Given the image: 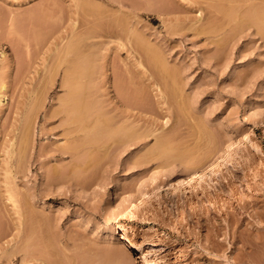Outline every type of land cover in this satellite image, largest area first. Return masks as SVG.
I'll return each mask as SVG.
<instances>
[{
  "label": "rangeland",
  "instance_id": "obj_1",
  "mask_svg": "<svg viewBox=\"0 0 264 264\" xmlns=\"http://www.w3.org/2000/svg\"><path fill=\"white\" fill-rule=\"evenodd\" d=\"M74 1L78 3L77 0ZM74 1L0 0V86L1 81H5L7 85L4 92L0 91L2 94H0V264H23L28 262V260L25 262L21 260L24 257L26 248V252L35 250L34 257L36 260L40 259V264L46 262H49L46 264H50V261L51 264H144V260L150 264H264V32L260 33L258 26L251 25L248 22L250 19L243 21V18L246 19L248 16L247 13L250 14V8L261 1L218 0L216 2L212 0V2L209 0L213 5L218 3L226 7L223 8L222 5L218 6L216 4L218 8H214L212 5L213 10H220V6L223 10L229 7L233 8H229L234 12L231 13L232 20L229 19L231 16L227 17V15L226 20V17L222 15V11H219V16H221L218 18L219 22L222 20L223 22H221L224 24L225 21L227 23L228 20H231L232 28L236 27L235 32L231 28L227 31L228 26L231 27V25L227 23L225 25L228 26L223 27V24H220L222 32H226L221 33L225 40V43L221 41L219 44H223L221 45L222 48L217 42L213 45L212 38L208 40L211 44L207 41L204 42V38L206 40V36L209 37L208 35L197 33L195 35L194 30L190 32L192 28L188 32L190 25H187L191 18L194 16L196 19L200 13H198V10H202L197 9L196 5H199V3L201 5L204 2L201 6L205 7L204 10L208 9L207 3H210L208 0V2L193 0L197 3H192L193 8L189 4L191 0H188V2L186 0L162 1H166L165 7L162 5L164 9L169 6L168 4H172V7L176 9L179 7L177 9L179 13H168V15L173 16L171 18L174 20L168 18L167 9L161 8L159 0H150V6L147 3L150 8L151 5L156 6L155 8L152 7L154 10L149 9V7L145 9L144 6H147L146 2H149V0H138V2L137 0H131L132 4L137 6L133 10H131V7L128 8L132 12L129 13L131 19L127 14L128 9L126 7L128 6L123 8V12L121 11L124 16L127 15L126 17L132 20L129 23L127 18L129 27L131 23L132 28L136 26V29L140 30V34L143 35V37L140 36L141 39L149 40L147 42H151L150 44L154 47L151 50L157 49L158 53L163 55L166 63L168 61V69L176 72L174 73V75L177 74L175 78H178L176 84L175 81L171 83L175 78L172 81H167H170V84L176 87L174 89L168 83V86L170 85L172 89L169 88L167 92L173 90L179 92L181 90L179 93L182 94V99H180V96L174 98L178 99L177 101L180 100L181 105L183 104L182 100H185V109H180V104H177L178 102L173 96L170 97V100H175L174 102L169 100L170 102L166 101L161 105L160 102H157L158 96L156 97L155 94L158 92V86H149L151 88H147L146 100L148 99L147 103L149 104L150 99V104L146 103V106L149 107L147 113H152L146 114L144 121H141L142 124H144L145 118H147L145 124H148V120L151 119L154 122L153 127L156 128V134L171 132L169 135L171 138L173 137L172 139L175 142H180L179 145L191 142L192 139H188L189 136L193 140H197L200 133L208 141L210 139L208 135L212 133L213 136L210 137L211 139L214 137L213 148L212 144H209L211 147L207 146L208 149L207 147L203 149L202 152L204 153L209 151H212L209 153H214L218 149L221 150L231 141L239 140L238 138L242 137L244 133L253 131L251 133L252 141L243 145L234 154L232 160L226 166H223L221 171L213 174V179H211V176H206L205 179L207 180H202L200 184H197L198 187L195 186L193 189L174 194L165 190L139 208H134L129 212L126 211V213H123L124 208L127 210L130 200L134 201L139 197V191H148L149 193L155 191L160 183L164 184L185 177L192 159L172 158V161L166 162L163 158H156L148 164L140 163L147 148L144 143H141L139 146H132L128 150L111 153L107 158L102 157L103 159L99 160L100 156L99 159L95 158V161L91 160L94 164L89 167L92 164L90 161L91 163L87 166L89 168L84 172L85 175L87 174L84 177V179L87 178L85 188L77 186L75 183L65 185L55 183L52 188L46 187V174H44L46 168L49 171L50 167L72 163L70 158H67L66 161L62 160L63 162L59 159L51 160L47 162L45 168L41 165L42 161L47 158L46 155H49L44 154L46 150H49L46 147H56L57 144L64 141L60 140L57 143L56 135L51 133V129H54V127L62 128L58 127V124H61L62 121L57 120L52 124L46 121L45 117L47 112L53 113L54 110H58V103L60 105L59 96L64 92V89L60 87L64 73L61 72V74L53 76L52 79L55 77L54 82L51 81L53 84H50V81L48 82L49 78L46 74L48 75V69L52 63H56L53 59L58 58L59 47H61L60 45L59 47L58 45L54 46L53 43L54 37L62 29L58 25L62 24V27H64L63 23L68 24V21L65 23L66 18H71L74 13L78 14V16L76 15L78 18L80 15L79 19L81 21L88 17L84 16V12L81 13L82 7L77 5V8ZM96 1L97 3L103 2V0H100L102 2ZM252 1L254 4L251 3ZM105 2L106 0H104ZM139 2L143 6L142 10H140ZM263 2L264 0L261 3ZM187 3L191 5L193 11L190 7V11L185 10L188 9L186 7ZM250 3L252 7H250ZM105 4L108 5L107 2ZM71 5L76 7L72 8ZM175 5H178V7ZM184 5L185 11L182 12ZM70 8L75 11L74 13L70 12L72 15L68 13ZM75 8L78 9V12ZM109 8L112 9V7ZM237 9L239 11L235 12ZM185 12L187 14L191 12L188 15L190 20L186 16L187 21L186 23L183 21V24H185L183 25L181 19L186 15ZM205 13L203 12V16ZM235 13L236 15H234ZM237 14L242 18L239 17L238 19ZM241 14H247V16ZM81 15H83V18H81ZM132 15L133 17H131ZM174 15H176V18L178 16L183 17H180V20H178V17L176 20ZM49 18L51 20L54 18L53 23ZM235 20L240 24L237 25ZM57 21L62 23L58 24ZM51 24H53V27L56 26L54 32ZM177 24L179 25L177 26ZM48 27L50 30L47 29ZM137 30L134 31L137 32ZM228 32L233 33L229 35ZM106 33L104 32L105 35ZM112 33L115 34L114 31ZM233 34H236V36H232ZM125 35L123 34V40L126 38ZM226 35L232 41L226 40ZM50 36L53 38H50ZM108 36L110 38L116 37L115 35ZM108 36H104L105 39ZM101 37L99 38L101 39ZM110 38L108 39L110 40ZM59 40L55 43L63 44L61 40L59 43ZM128 40L126 42H129V44L126 45H130L132 54L128 49L129 46L126 47V45L120 49L116 47V50L114 49L117 51L116 53H114V50L108 53L105 48L104 51L107 52L103 53H108V55L107 57L102 55L103 58L106 57V61L102 58V62L104 64L108 62L109 68H111V64L118 66L120 70L123 68L120 66L124 65L125 67L127 60L138 64L137 59L145 56L144 47L142 46L146 45L148 47L149 43L146 42L148 45L139 46L141 49L136 47L139 49L136 50L130 43L134 39L132 41ZM135 40L137 41V39ZM142 40L137 42L142 44ZM205 43L208 45L207 47ZM111 44L113 46L116 43ZM215 45H218V47L214 48ZM53 47H57L55 50L57 54ZM203 47L206 48L203 49ZM137 51H143L144 56L143 54L142 56L141 54L137 55L136 53H140ZM211 51L213 54L215 53L216 57L212 56ZM220 52L219 57L222 56L221 58L217 56V53ZM207 53L212 54L211 58L205 57L207 60L209 59L208 64L202 56V54L206 56ZM100 59H98L99 62ZM48 63L51 65H48ZM127 63L130 64V61ZM100 64L99 70H101L103 63ZM130 65L133 67V62ZM139 66L140 70L143 67L144 71L148 69L145 62ZM146 67L147 69H145ZM157 68L159 69V67ZM158 69L157 71L161 70ZM44 71L45 73H43ZM164 71L166 72V70ZM102 72L104 73L103 69L101 73L96 71L97 74L95 75L97 76L93 77L92 83L98 81L96 80L97 77L100 80ZM111 72L112 69H109L108 73ZM135 72H133L134 76ZM138 76L135 78L141 83V74L140 78ZM45 82L46 84L49 83L46 85L48 86L46 96L45 91H43L44 94L41 91L43 89L41 86L46 87ZM94 83L92 87H94ZM168 86H166L167 89ZM36 89H40L39 92L42 93L39 94H43L40 99L43 100V97H45V102L37 106V108L39 107L37 109L38 113H36L38 117L36 115L37 119L32 122V127H34L31 128L32 131L30 130L33 133L30 134L32 139L30 138V142L28 141L26 144L28 146L24 147L25 151L22 146L19 147L21 132L24 131H21V128H23L22 121H24L23 115L24 110H26L25 107L31 102L33 95L38 94V92L35 93ZM45 89L47 90V88ZM175 102L179 107L176 106ZM168 106H171V108ZM188 110L191 112H188ZM185 114L187 115L185 116ZM188 115L191 117L189 118ZM167 118L169 120L166 124L164 119L167 121ZM196 124H200V129ZM201 125L204 127H201ZM195 127L199 129L197 131L199 133L197 134L195 129L196 134L191 136L195 133ZM163 130L166 132L169 130V132L166 133ZM203 130L207 131L208 135ZM203 133L206 135H204L205 137ZM154 138L155 135L152 136L150 143L155 142L156 139ZM212 141L213 139L209 142ZM9 151L13 152L11 157ZM22 153L23 155L25 153V156ZM168 156L172 157V154ZM7 167L11 168L10 174L5 172ZM89 169H91V174ZM7 175L9 176L7 177ZM10 175L16 182L15 185L13 183L10 186L7 183L11 177ZM5 179L7 182H5ZM10 192L15 193V196L13 194L12 196ZM10 197L14 200H9ZM22 221L25 222V225ZM121 224L131 226L132 229L127 236L118 229ZM31 227H34V229H30ZM27 236L33 237L29 239ZM132 243H137L140 248H135ZM28 245L32 247H28ZM106 251L109 256L105 254ZM102 252L103 255L99 254ZM47 256L48 260L44 259ZM106 256L107 258H105ZM111 257H114V259H111ZM45 260L46 262H44ZM34 261L33 264H39L40 262L39 260H37L38 263Z\"/></svg>",
  "mask_w": 264,
  "mask_h": 264
},
{
  "label": "bare ground",
  "instance_id": "obj_2",
  "mask_svg": "<svg viewBox=\"0 0 264 264\" xmlns=\"http://www.w3.org/2000/svg\"><path fill=\"white\" fill-rule=\"evenodd\" d=\"M72 1H74V0H72ZM72 1L70 0V2H72ZM77 1H78V3H76L74 1V5L76 4V6L77 5L79 7L81 6L82 7L81 8L82 10H80L81 13L84 12L83 13L84 16H88V17H85L84 21H81L79 19L80 15L78 18L77 17L78 14L74 13L75 11L72 8L76 7V6H73V5H71L72 8H70V11L68 10L69 12L66 10L69 13V15H72V13H70V12H73L74 14H73V16H71V18L69 17L70 19L66 18L67 20L65 23H67V21H68V24L65 25L63 23L64 27H62V24L58 25L59 27L61 26L60 28H62L61 32L59 31L60 33H58L56 31L58 33V35L55 36L53 34L55 37L59 38L61 40V42H63V44L62 43L56 44L55 42H57V40H59V39H57V38L55 39V37H54V39H53L54 46L58 45V47H59V45H60L61 47H59L60 49L58 48L59 49V51H58L59 54L57 55L58 60L54 58L53 60H55L54 62H56V63H52V65L48 63V65H51V66L49 69L47 67L49 73L47 72L48 75L46 74V76H48L49 79L50 78L52 79L53 76L59 75V74H61V72L64 73L63 78H62V82L60 85V87H62L64 89V92H63V94H61L59 96L60 105L58 103V106H59L58 110H54L53 113L47 112L46 116H45L46 121L51 122L52 124L54 122H57V120L62 121L61 124L59 123L60 126L58 124V127H62V128L60 129V128L54 127V129H51L52 130L51 133L56 135V137H57L56 142L57 143L60 140H64V141L60 142V144H57L56 147H54V146L46 147L49 150H46L44 152V154H49V155L48 156L46 155L47 158L42 161L41 165L43 166V168H45L48 164L47 162H49L51 160L59 159L61 161L62 160L66 161L67 158L68 159L70 158V161H72V163H70V164L68 163L69 165H67V164H61V165L58 164L60 166L54 165L57 167H52V168L50 167L49 171H47V168H46V171H45L46 173H44V174H46L45 175L46 187L52 188V186L55 183H62L64 185L75 183L77 186L85 188L87 178L84 179V177H86L87 174L85 175L84 172L91 165L94 164L91 160H94L95 158L99 159L98 157H100V156H101V158L99 160L103 159L104 157L107 158L108 156L111 155V153H115V152L118 153V152L123 151V150H128L130 147L139 146L141 143H144L147 148H146L145 153H143V155H142V156H144L142 159L143 162L140 161V163H145V164L147 163L148 164V163H151V161L153 159H156V158H163V159H165L164 161H166V162L172 161V158L173 159L174 158L175 159L176 158L192 159L190 165H188V169L186 168L187 174L185 175V177H183L181 179L179 178L178 180H175V181H170L168 183L166 182L164 184L160 183L155 188V191H152V192L150 191L149 193H148V191H145V192L139 191V197L136 198L134 201L130 200L129 205L127 206V210H126V208H124L125 211L123 210V213H126V211L129 212V211H132L134 208H139L141 205L148 202L151 198L159 196L165 190H167L169 193L174 194V193H178V192L183 191V190H188V189L190 190V189L195 188V186H197V184H200L202 182V180L205 179L206 176L212 177L213 174H216L219 171H221L223 166H226L227 163H229L232 160V157L234 156V154L243 145L248 144L249 141H252L251 133L253 131L252 132L249 131V132L244 133L242 135V137L238 138L239 140H236L233 142L231 141V143L226 144L225 148H222L221 150L220 149H218L217 151L215 150L216 152H214V153H209L212 151L206 152L204 150L206 152V153H204V152H202L203 149H205L207 146L211 147V145H209V144H212V148H213L214 137L212 138L213 139V141H212L213 143H212V142H209L210 140H212L210 137L212 135V133H211V135H208L207 131L203 130V132L205 131L204 133H206V135L209 136L208 138H210L208 141L202 137L201 133H200L201 135L198 134L199 132H197V131H199V129H200L199 128L200 124L199 125L196 124L199 129H196L197 127L194 128V132L196 129V132H197L199 138H197V140H193V138L192 137L190 138V136L187 134L189 136L188 139H192L193 142L191 141L189 143H184L183 145H179L180 142L177 143L172 139L173 137L171 138V136L169 135V133H171V132H169V130L167 131L169 133L164 131L166 129L163 130L167 134H165V133L156 134L155 133L156 128L153 127L154 122L151 119L148 120V124H145V122L147 123V121H146L147 118H145V122H144V124H142L141 121H144V117H146L148 115V113H152V112L147 113V111H149L148 110L149 107L146 106L148 104L147 103L148 99L146 100L147 88H151L152 87L151 85H153V86L157 85L158 86V87L156 86L158 88V92H156L155 94H156V97L158 96V98L156 99V100H158L157 102H160L161 105H162V103H166V101L170 102L171 101L170 97H172V96H173V98L180 96V99H182L181 98L182 94L179 93L181 90H179V92H178V90H173L171 92H167V90H169V88H171V86L172 87L174 86V85L170 84V81L169 82H167V81L168 80L172 81L175 77H177V74L174 75V73H176V72H174V70L170 71L168 69L169 68V65L167 66L168 61L166 63L165 59H163V55L161 53H158L159 51H157V49L154 50L155 52L153 50H151V48L154 49V47L150 44L151 42L150 43L147 42L149 40H147L145 38H142L144 40L141 39V37H143V35H141L142 33L140 34V30L138 31L136 29V26H135V28H132L133 25L131 23V26L129 27L128 24L132 21V20H130L131 18H130L129 13H132V12L129 11L130 9H128V8L131 7L132 8L131 10H133L134 7L137 8V6H135V4H132L133 2L131 0H130L131 2H128L129 0H127V3H126V0L125 1L124 0H106L107 4L109 6L105 4L106 2L104 3V0H103V2L99 0L102 3H97L96 0L95 1L77 0ZM162 1H164V0H161V1L159 0V2H161V4L159 3L161 5V8L164 6V4L166 2V1L165 2H162ZM186 1L188 2V0H186ZM197 1H199V0H197ZM205 1L208 2L209 0L208 1L205 0ZM215 1L217 2L218 0H215ZM215 1H214V3H215ZM257 1L259 2V0H257ZM260 1L262 2V0H260ZM137 2H138V0H137ZM212 2H210V3H212ZM143 3L144 2H142V4ZM147 3L149 4L150 0H149V2H146V4ZM192 3L197 4L193 0H191L189 2V4L192 5ZM210 3H207L209 6L208 9L206 8L207 10L206 9L204 10L205 7L204 6L202 7L201 6L202 4L200 5V3H199L200 6L197 4L199 7L196 5L197 9L200 8L202 10L201 11L198 10V13L199 12L200 13L198 14L196 19L193 16L194 20H193V18H191V20H190V17L188 16L191 12L188 14L185 12L186 13L185 16L183 13H181V15L183 14V16H184V17L180 16L181 18L183 17L182 19L179 16H178L179 19H178V17L176 18V15H174V16H175L176 20L181 19L182 24L184 22L186 23V21H187L186 16H188V19L190 20V22L188 21L189 24H188V22H187L188 25L186 24L187 26L190 25L188 28V32L190 31L189 29L192 28L190 32H192V30H194L193 32L195 35L197 33L199 35L205 34V35L209 36L208 38L206 36V40L204 38V42L207 41L210 43V41H208V40H209V38H212V41H211L212 44L214 45L215 42H217V44L219 45L221 43V41H222V43H225L224 37L221 35V33L222 34L226 33V32H222V26H220V24L223 21L220 20V22H219V20H218V18L221 17V16H219L220 15L219 11L220 12L222 11V13H223L222 15H224L225 17H226V15H227V17L231 16V17H229V19L231 18V20H232L231 13L233 11H231L230 9H233V8L229 7L230 8V9L228 8L229 10L228 9L223 10L220 6V8H219L220 10H217V9L213 10L212 9L213 7L218 8L216 5L218 3H215L214 5H213V3L212 4H210ZM251 3H253V1ZM251 3H250V5H251L250 7H252ZM260 3L255 4L253 8H250L251 10L249 9L250 14L247 13L248 16H247V14L246 15L241 14V15L247 16L246 19L243 18V21L250 19L248 22H250V24L253 26L254 25L258 26V30L260 31V33H263L264 32V2L261 4ZM138 4H139V6H141L140 2ZM148 4H147V6L145 4H143V5H145L144 6L145 9H146V7L148 8L150 6V4H149V6H148ZM156 4H158V3H156ZM189 4L187 3V6H186L188 9H185L186 4L184 5V7L182 8V12L184 9L186 11L189 10V7L191 6ZM168 5L171 7L168 6L166 8L167 9V11H166L167 15H168V13L169 14L179 13L177 10L179 8L178 5L177 6L175 5L176 7H178L177 9L175 7H172L173 6L172 4L171 5L168 4ZM212 5H213V7H212ZM215 5H216V7H215ZM219 5H222V4H218V6ZM78 6H77V8H78ZM126 6H128V7H126ZM151 6L153 7V5H151ZM109 7H112V9H110ZM124 7H126L128 9L127 14H128V17L130 19L128 17H126L127 15L124 16V13H122ZM142 7L143 6L140 7L141 8L140 10H142ZM155 7H153V8H155ZM222 7L226 8V7H224V5H222ZM151 8L149 7V9H151ZM157 8H158V6H157ZM192 8H193V5H192ZM71 9H72V11H71ZM138 9H139V7H138ZM162 9H164V8H162ZM166 9H164V10H166ZM190 9H191V7H190ZM215 10H217V11H215ZM118 11H120V12L118 13ZM205 11H206V13H205ZM237 11H239V10L237 9L235 12H237ZM76 12H78V9H76ZM203 12L205 13L204 16H203ZM244 12H245V10H244ZM206 14H208V15H206ZM234 15H236V13ZM237 15H238V19H239V17H241V16H239V14H237ZM82 16L83 15H81V18H83ZM171 16L168 15V18H171ZM67 17H68V15H67ZM131 17H133V15ZM195 17H196V15H195ZM227 17H226V20H227ZM50 18H52V17H50ZM50 18H49V20H51ZM86 18H87V20H85ZM127 18L129 19V23H127L128 22ZM166 18H167V16H166ZM56 19H57V17H56ZM59 19L61 20L62 18H59ZM171 19L174 20L173 18H171ZM171 19H169V20H171ZM234 19H235V16H234ZM12 20H13V18L11 19V21ZM49 20H48V22H49ZM69 20H71V21H69ZM51 21L53 23L54 18ZM58 21H57L58 24L62 23V22H58ZM230 21L228 20L227 23L230 24ZM171 22H173V21H171ZM225 22H224V24L222 23L223 27L228 26V25L227 26L225 25V24H227ZM235 22L237 25L240 24L236 20H235ZM47 25H48V23H47ZM135 25H136V23H135ZM178 25L179 24H177V26ZM183 25H185V24H183ZM234 25H235V23H234ZM234 25H233V27H234ZM245 25L247 26L246 23H245ZM51 26L53 27V24H51ZM51 26H49V27H51ZM246 26H245V29H246ZM49 27L47 29L50 30ZM55 27H53L52 31L54 30ZM180 27H183V26H180ZM228 27H229L228 29L226 28L227 31L230 28L233 29L232 25H231V27L230 26H228ZM114 28H116V29L114 30ZM235 28L236 27H234V29ZM234 29L232 31H234ZM132 30L133 31L137 30V32L134 31V33H133ZM113 31L115 32L114 35L117 38L116 37L110 38L108 36V35L114 36L112 33ZM236 31H237V29H236ZM238 31H240V30H238ZM249 31H251V30H249ZM104 32L105 33L107 32L106 35L104 34ZM103 34L106 37L108 36V38H110V40L108 38H107L108 40L105 39L104 36L101 37ZM123 34L128 35V36L125 35L126 40H128L130 38L132 40L137 39L138 42H141V40H142V44L138 43L135 40L136 46H135V43L133 42L134 40L133 41L128 40V41H132V42H130V43H132L131 46L134 47L136 50L141 49L139 46H142L143 44L149 43L148 47L146 45L142 46V47H144V49L143 48L142 49H143V51H145V53L143 51L140 52L141 50L137 51L140 53H136L137 55L141 54V56L144 53L146 57L143 54L144 57L139 58L140 57L139 56L138 57L139 59L136 58L138 61V64H135L134 61H131V60H127V61L125 60L126 61L125 67H124V65L120 66V67H123L122 70H120V68L118 66H114L113 64H111V68H109V66H108L109 63L106 62L104 64V62H102L103 61L102 58L104 55H106V57H107L108 53L111 52V50L113 51L116 47H117V49L118 48L120 49V48H123L126 44H129V42H126L125 39L123 40ZM231 34L229 33V35H231ZM136 35H137V37H136ZM138 35H139V37H138ZM227 36L228 35H226V37ZM232 36L235 37L236 34H233ZM99 37H101V39ZM226 37H225V39L227 40L229 37H227V38ZM50 38H53V37L50 36ZM98 38H99V40H98ZM103 39H105V40L103 41ZM60 40H59V43H60ZM100 40H102V41H100ZM228 41H232V40L228 39ZM113 42H115L116 44L112 46L111 43H113ZM137 43H138V45H137ZM25 44H27V43H25ZM205 45H206V43H205ZM218 45H215L216 47H214V48H217ZM221 45H223V44H221ZM221 45H219V46H221ZM128 46H129L128 49H129L130 53L132 54V52L130 50V45H128ZM128 46L126 45V47H128ZM207 46L208 45H206V47ZM224 46H225V44H224ZM136 47H139V49ZM206 47H203V49ZM56 48H54V51L56 50ZM105 48L108 51V53H106V54L103 53L106 51V50L104 51ZM209 48H210V46H209ZM221 48H222V46H221ZM206 50H209V49H206ZM217 50H219V49H217ZM116 52L117 51H115L114 53H116ZM215 52H216V49H215ZM55 53H56V51H55ZM210 53H212V51ZM210 53H207L206 56H205V54L204 55L202 54V56H204V58L205 57L211 58L212 56L216 57L215 53L214 54L212 53L213 54V55L211 54L212 56L210 55ZM220 54H221V52L219 54L217 53V56L219 57ZM221 57H219V58H221ZM105 58H103L104 61H106ZM206 58L204 59V61L207 60ZM48 59H49V57H48ZM98 59L101 60L100 62H101V64L103 63L102 65L100 64ZM208 60L206 61L207 64L209 63ZM212 60H213V58H212ZM129 61H130V64H131V62H133V65H132L133 67H131V65L127 63ZM144 62L146 65H148L147 66L148 69H147V67L145 68V69H147V71L143 70L144 67L141 70L138 68V66L141 64H144ZM210 62H211V59H210ZM99 64L101 65V70L103 69L104 73L102 72V74H100V80L98 79V77H97V79L95 78L98 81L95 82L96 84L93 82L94 87H92V84H93L92 79H94L93 77L97 76V75H95V74H97L96 71L101 73V70H99L100 69ZM45 65H44V67H45ZM127 65H130V66H127ZM143 66H145V65H143ZM98 67H99V69H98ZM105 67H106V69H104ZM154 67L156 69H153ZM157 67H159V69H161V70L157 71V69H158ZM109 69H112L111 73H108ZM134 70H137V71L135 72ZM164 70H166V72ZM133 72L136 73L135 76H134ZM43 73H45V71ZM140 74H141V77L143 78V80H141L142 79L141 78L140 81H141V83L143 82L142 83L143 85L145 84L144 85L145 87L140 82H138L137 78H135L138 75L140 76ZM171 77H172V79H170ZM49 79H48V82L50 81L49 83L53 84L51 81L54 82L53 79H55V77L52 80H49ZM176 79H178V78H175L171 83H173L175 81V84H176ZM45 80L47 81V78ZM96 80H94V81H96ZM166 82H167V84H166ZM37 83H38V81H37ZM49 83H47V84H49ZM168 83L171 86L170 85L168 86ZM43 84H44V82H43ZM47 84L45 82V86ZM139 84L141 87L139 86ZM149 86H151V87H149ZM166 86H168V89ZM41 87L44 89V90L41 89V91L42 92L45 91V96H46V92H48V86L45 87V88H47V90L44 88V85ZM156 87H154V88H156ZM175 87H173V88L175 89ZM6 88H7L6 82L1 81V86H0L1 90L0 91L4 92V90ZM39 90L35 91V93L38 92V94H36V96L33 95L35 93L32 94L33 99L32 100L30 99L31 102L28 104V106L26 105V107H25L26 110H24V115H23L24 121H22L23 128H21V131L22 130H24V131L23 132L20 131L21 132V136H20L21 140L19 139V142L21 141V143H19L20 148H21V146H22V148H24L26 146L27 142L28 141L30 142V140L32 139V137H30V134L32 133L31 131L34 128V127H32V124H33L32 122H34L38 117V114H36V113H38L37 109L39 107L37 108V106H39L40 103L42 105V103L45 102L44 101L45 97H43V100L40 99V96L41 95L43 96L44 92H43V94H39V93H42V92H39ZM177 92H178V94H177ZM31 93H32V91H31ZM30 100H28V101H30ZM174 101L172 100L171 102H174ZM182 101H183L182 105L180 104L181 103L180 100L177 101L178 102L177 104H180V109H182V108L185 109V105H184L185 100H182ZM36 103H38V104L36 105ZM149 104H150V99H149ZM175 104H176V102H175ZM177 104H176V106L179 107V105H177ZM181 106H184V107H181ZM169 108H171V106ZM177 109L179 110V108H177ZM183 110H180V111H183ZM189 111L190 110H188V112ZM184 112H185V110H184ZM186 113H187V111H186ZM36 115H37V117H36ZM186 115L187 114H185V116ZM149 116L151 117L152 115H149ZM190 117L191 116H189V118ZM168 120H169L168 118H167V121L164 119L166 124L168 123ZM263 124H264V121H263ZM34 126H35V124H34ZM201 127H204V126L201 125ZM192 131H193V129H192ZM190 132H191V128H190ZM196 132L194 134H192L191 136H194L196 134ZM204 133H203V136L205 135ZM153 135H155L154 139H156V140H154L155 142L150 143ZM182 136H184V135H182ZM196 137H197V135H196ZM184 139H183V141H184ZM194 139H195V137H194ZM177 141H179V140L177 139ZM185 142H187V141H185ZM207 149H208V147H207ZM25 151H26V149H25ZM48 152H50V153H48ZM102 152H104V153H102ZM26 153H28V152H26ZM98 153H100V154L102 153V154L99 155ZM169 154L170 155L172 154V157L168 156ZM9 155L11 157L13 155V152L9 151ZM22 155H23V153H22ZM19 156L21 159V154ZM23 156H25V153ZM7 160H8V158H7ZM90 161L92 162V164L89 165V163H91ZM7 162H9V161H7ZM24 163H26V162H24ZM88 165H89V167H87ZM93 168H94V166H93ZM10 170H11V168L7 167L5 172L10 174L11 173ZM89 170H90L89 172L91 174V169H89ZM89 172H87V173L89 174ZM8 176L9 175H7V177ZM5 177H6V173H5ZM11 178H12V176L10 177L9 181L7 178L8 182L5 179V182H7L10 186L13 185V183L15 185V183H16L14 181V179L12 178L13 179L12 180ZM211 179H213V177ZM205 180H207V179H205ZM10 188H8V189H10ZM12 194L13 193H11V195ZM11 197L9 198V200L12 199ZM12 200H14V199H12ZM18 212H20V211H18ZM19 217H20V215H19ZM20 218H22V217H20ZM22 223H24V225H25V222L22 221ZM30 226H32V225L30 224ZM261 228H262V226H261ZM30 229H34V227L33 228L31 227ZM118 229L123 231V234H125V236H127V234L130 233L132 228H131V226L121 224L118 226ZM19 230H20V228H19ZM31 237H33V236H29V237L27 236V238H29V239ZM29 239H27V240H29ZM132 245L137 249L140 248L137 243H132ZM28 247H32V246L28 245ZM38 248H40V247H38ZM45 248L47 249L46 246H45ZM93 248H95V247H93ZM26 250H27V248H26ZM26 250H25L24 255H23L24 257L21 260H24V262L28 260L29 263L25 262L27 264H31V263L33 264L34 260H35L34 262H36L37 260L40 261V259L36 260V258L34 257L35 255L33 253H35V250L29 251V252H26ZM109 252H110V250H109ZM99 254L103 255V252L99 253ZM99 254H97V255H99ZM105 254L108 255V252ZM37 255L40 256L39 254H37ZM44 255H46V254H44ZM48 256H47V258H44L45 256L40 257V258H44V259L48 260ZM28 257H30V258H28ZM105 258H107V256ZM111 259H114V257H111ZM29 260L30 261L33 260V261L30 263ZM39 261H37V263ZM103 261H105V259H103ZM44 262H46V260ZM143 262H144V264H150L146 260H144ZM25 263H23V264H25ZM40 263H41V261L39 262V264ZM46 263H49V262H46ZM46 263H44V264H46ZM116 263H118V262H116ZM50 264H51V261H50Z\"/></svg>",
  "mask_w": 264,
  "mask_h": 264
}]
</instances>
